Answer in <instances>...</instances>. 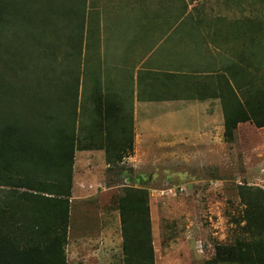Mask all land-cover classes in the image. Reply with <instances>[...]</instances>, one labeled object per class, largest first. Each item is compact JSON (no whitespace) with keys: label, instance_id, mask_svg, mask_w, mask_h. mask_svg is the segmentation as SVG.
<instances>
[{"label":"rangeland","instance_id":"374dc122","mask_svg":"<svg viewBox=\"0 0 264 264\" xmlns=\"http://www.w3.org/2000/svg\"><path fill=\"white\" fill-rule=\"evenodd\" d=\"M10 2L11 23L0 25V55L6 58V52L10 51L23 66H18V78L13 79L16 87L22 91L16 103L11 102L10 114L19 113L23 123L26 120L29 125L32 109L35 107L33 86L36 83L39 86L38 93L48 101L43 108H53L56 111H60L62 107L72 108L73 103L69 106L61 96L64 86L62 84L68 81L67 75L71 73L74 80L79 78L80 81L77 105L81 98L83 100L91 97L87 88L92 85V81L82 85L84 46L87 43L90 48L91 31L88 28L93 25L90 1ZM179 25V29L173 33L176 36L179 31L181 39L185 25L204 27L202 30L190 31L192 50H188L201 53L206 60L197 63L201 66L195 64L193 69L188 68L189 56L184 57L185 62L181 60L180 99H193L198 96L191 87L192 79L189 75L193 73L199 74L201 78L206 76L216 84L213 80L214 74L211 76L210 73H214L221 66L222 70L226 67L227 80L231 77L228 73L230 66L236 65L241 71L248 61L251 65L247 70L258 74L254 67L264 59V48L261 47L264 42H261L259 37V28L264 26V0H180ZM219 58L221 62H215ZM190 59L196 61L197 56H191ZM211 59L214 62H211ZM0 68L2 72L1 61ZM259 74H264V68ZM56 75L59 81L55 82L54 87L49 86L51 77L55 78ZM12 118L14 119V116ZM77 121L78 115L72 196L82 198L90 197L94 191L103 193L99 196L100 202L103 201L101 206L88 207L85 205L87 202L83 204L89 208L85 218L90 221L91 230L99 227L100 220L106 224L112 221L113 215L116 218L119 215L120 230L124 239L120 199L125 196L126 189L131 188L146 189L149 192L155 264H206L207 260L215 256L216 245L233 244L242 236L238 222L244 206L238 187L248 184L264 189V128H257L252 123H242V126L234 131L227 144L228 150L221 158L204 154L205 156L202 155L195 159L193 164L188 165H177L169 159L166 160L167 165L156 169L157 173L154 169L152 172L149 168H139V174L144 181L137 182L138 173L136 171L135 174L134 162H125L128 154L117 151L114 155H125L123 161L112 165L108 161L107 143L115 139L107 137L104 141L88 143L78 135ZM130 136V131L126 128L125 137L130 139ZM165 150V155L177 152L175 147H167ZM30 157L32 158L28 156ZM33 173L34 171H29V181L36 177ZM36 179L44 183L53 181L52 176ZM25 180V175L16 168L11 182H0V196L5 199L9 191H26L27 187H20L22 183L25 184ZM83 183L100 186L97 190L90 186L87 191L81 185ZM137 183L141 185L138 186ZM72 204L70 202V220L65 245L67 264H106L104 254H95L100 248L95 246L99 239L96 238L94 242L74 250L70 246L68 237L71 222L81 209L78 205L72 207ZM99 207H102L104 212L109 210V216H100L95 209ZM27 235L32 245L38 244L39 237L34 230L29 229ZM123 255V260L122 254L120 256V264H127L124 241Z\"/></svg>","mask_w":264,"mask_h":264},{"label":"crops","instance_id":"0c3cea01","mask_svg":"<svg viewBox=\"0 0 264 264\" xmlns=\"http://www.w3.org/2000/svg\"><path fill=\"white\" fill-rule=\"evenodd\" d=\"M89 1L93 25L88 28L90 48L87 43L84 46L82 85L89 80L92 85L87 88L91 97L81 98L77 105V133L81 139L88 143L107 137L116 140L118 128H128L135 150L125 162H134L137 182L144 181L139 174L141 167L157 173L156 169L167 165L169 159L177 165H188L204 154L224 156L228 150L225 112L222 99L216 95L221 94L222 80L226 88V67L210 73L216 84L206 76L190 74L191 87L198 96L186 100L179 97L181 60L185 62L184 57L189 56L190 69L206 61L201 53L189 51L190 31L204 27L185 25L183 39L179 31L174 36V30L180 27V0ZM191 56H197L196 61ZM167 147H175L177 152L165 155ZM81 185L87 191L90 186L93 190L100 186ZM92 194L79 198L71 191L72 207L78 205L81 209L73 221L71 211L70 246L74 250L97 238L95 246L100 248L95 254H104L106 264H120L124 258L120 216L113 215V222L106 224L100 220L99 227L91 230L85 218L88 207L103 203L99 199L103 193ZM84 202L88 207L83 206ZM95 209L100 216L108 215L109 210Z\"/></svg>","mask_w":264,"mask_h":264},{"label":"trees","instance_id":"16d2710c","mask_svg":"<svg viewBox=\"0 0 264 264\" xmlns=\"http://www.w3.org/2000/svg\"><path fill=\"white\" fill-rule=\"evenodd\" d=\"M11 15L10 0H0V25L10 24ZM259 34L264 42L263 25ZM261 47L264 48V44ZM5 55L6 58L0 55L3 68L2 72L0 68V182H11L13 172L18 168L26 179L20 187H27V190L22 193L9 191L5 199L0 196V264H67L65 245L70 220L80 81L79 78L74 80L72 73L67 75L61 96L69 106L70 103L74 106L62 107L60 111L43 108L48 101L38 93L36 83L33 86L35 107L27 125L19 113L11 115L9 112L11 102L16 103L22 91L13 80L18 78L17 69L22 63L10 51ZM250 65L245 62L241 71L236 65L230 66L231 77L226 80V88L222 85L221 94L216 95L222 99L227 141L242 123L264 128V74H259L264 68V59L254 67L258 74L247 70ZM58 81V75L51 77L49 86L54 87ZM125 133V128H118L117 139L107 143V158L111 165L122 162L125 157L116 156L115 152H124L128 156L134 152L133 135L129 139ZM29 171H34L36 177L52 176L53 181L44 183L36 177L29 181ZM238 189L244 206L238 222L242 236L233 244L216 245L215 256L206 264H264V189L248 184L239 185ZM120 213L126 263L155 264L149 192L126 189L125 196L120 199ZM29 229L37 233V245L31 244L27 235Z\"/></svg>","mask_w":264,"mask_h":264}]
</instances>
